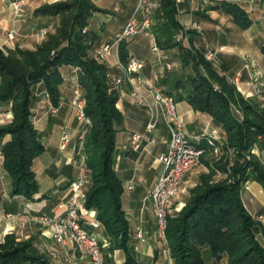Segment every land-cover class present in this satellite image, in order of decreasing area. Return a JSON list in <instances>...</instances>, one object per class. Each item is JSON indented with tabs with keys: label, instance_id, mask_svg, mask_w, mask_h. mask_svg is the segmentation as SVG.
Returning <instances> with one entry per match:
<instances>
[{
	"label": "trees",
	"instance_id": "obj_1",
	"mask_svg": "<svg viewBox=\"0 0 264 264\" xmlns=\"http://www.w3.org/2000/svg\"><path fill=\"white\" fill-rule=\"evenodd\" d=\"M260 1L264 4V0ZM216 8L240 28L249 27L251 20L237 3L224 0ZM100 10L92 0L44 3L33 15L44 19L42 25L59 16L55 33L34 49L0 47V106L12 113L11 121L0 126V139L8 137L0 146L1 168L10 177L11 197L35 199L39 185L32 163L45 151V145L34 125L33 108L42 98L49 106L58 105L63 81L72 79L90 120L83 151L91 186L85 191L84 205L95 212L106 234L114 237L112 248L124 251L122 264H140L129 243L128 222L121 203L123 182L115 171V138L123 114L117 107L119 93L107 73L115 75L119 71L96 57V35L89 28L83 31L92 14ZM177 15L176 0H158L152 11L150 30L157 48H178L181 63L179 73L163 78L161 83L166 87L162 90L176 101L186 100L193 110L208 114L241 158V151L264 137V107L244 100L224 70L204 59L203 50L193 45L185 48L175 41L182 31ZM260 48L264 53V43ZM118 54L121 62L129 60L125 41L119 44ZM231 106L237 107L241 117L234 114ZM209 134L204 131L192 142L208 149L204 137ZM209 151L201 162H205ZM240 158L234 162L231 183L209 184L210 176L203 174L184 208L176 215H168L166 237L173 264H208L206 254L215 261L224 259L226 264H264V246L256 238L259 222L241 199V188L247 180L258 182L264 191V165L256 158ZM219 165L225 167V163ZM0 264L54 263L32 240L18 241L9 233L0 241Z\"/></svg>",
	"mask_w": 264,
	"mask_h": 264
},
{
	"label": "crops",
	"instance_id": "obj_2",
	"mask_svg": "<svg viewBox=\"0 0 264 264\" xmlns=\"http://www.w3.org/2000/svg\"><path fill=\"white\" fill-rule=\"evenodd\" d=\"M11 1L0 0V47L34 49L43 40L38 34V29L44 26L41 24L44 19L35 17L33 12L41 4L54 0H24L19 10L11 8ZM137 1L92 0L101 9L92 14L88 26L96 35L94 46L113 41L115 32L124 27L132 17ZM220 1L224 0H181L177 2V17L182 31H186L188 38H192L188 41L187 47L193 45L203 51L206 48L214 50L219 57L220 67L229 80L236 72L240 73L236 87L238 92L247 100L262 107L261 101L249 85L252 81H264V53L260 48L264 40L257 38L262 33L255 25V22L263 17L264 4L260 0H228L237 3L251 20L249 27L242 29L231 20L228 14L216 8ZM157 2L158 0L153 2L152 11L157 7ZM136 18L140 20L141 14H137ZM192 22L200 24L203 31L197 33L190 30L189 26ZM188 31L192 32L188 33ZM146 39L154 41L152 51L155 58L150 61L147 60L148 56L145 54L144 41ZM125 42L128 57L144 62L140 77L145 84L140 87V94L136 96L130 95L131 86L126 84L124 86L125 95L117 104L123 114V120L115 138V171L123 182L121 203L128 222L129 243L136 260L140 264H168L167 255L157 237L155 217L147 196L163 170L157 157L168 146L169 132L164 121L160 119L154 132L155 144L144 145L140 150H133L129 146V139L133 133L144 130L148 119L147 112L149 108H153L152 98L147 90L149 83L152 82L153 74L158 73L157 84L162 88L166 87L161 83L166 75L174 76L180 72L179 50L172 48L167 51L159 49L155 51L156 44L151 30L129 38ZM118 60V50H114L104 61L118 72ZM166 62L170 64L169 69L164 67ZM74 89L75 85L70 78L63 81L59 100L62 106L57 113L46 112L49 103L44 98L33 108V113L37 114L34 125L40 132L41 140L45 145V151L32 163V169L39 185V192L35 195V199L29 201L20 196L11 197L10 177L2 168L0 169V241H3L4 236L9 233H15L19 237L17 239H22L20 237L33 228L27 221L29 216L40 213L58 214L59 205L68 196L69 183L77 171L73 144L77 132L72 114ZM176 103L177 113L185 123L191 140H196L202 132L210 131L215 127L208 114L193 110L186 100H178ZM0 109L3 107L0 106ZM63 131L69 133L72 140L66 148L61 149L59 145ZM7 138L0 139V146ZM252 152L259 160L264 161V139H258L253 145ZM43 154L46 156L41 158ZM189 174L190 172L187 174L188 177L187 175L184 177L181 189L172 201L169 209L171 216L176 215L181 209L188 196L189 188L195 183L194 178ZM128 183H131L133 187L128 189ZM89 187L88 185L87 188ZM241 199L251 215L264 216V191L258 182L247 180L241 188ZM82 217L86 222L92 220L89 213H83ZM84 226L96 237L103 236L102 229L99 230V227L91 229L86 224ZM38 229L40 228H35L36 231ZM41 230L35 232L33 236L36 248L46 254L49 247L61 251V246L54 243L50 229L45 228L43 234ZM139 231L141 238L137 236ZM37 237L40 240H37ZM256 238L264 246L262 228L257 232ZM71 252L75 255V264H94L89 258L80 257L72 250ZM52 259L51 257L50 260ZM110 259L112 264H122L125 260V253L121 249H116L111 253ZM207 263L226 264V261L224 259L215 261L207 256Z\"/></svg>",
	"mask_w": 264,
	"mask_h": 264
},
{
	"label": "built area",
	"instance_id": "obj_3",
	"mask_svg": "<svg viewBox=\"0 0 264 264\" xmlns=\"http://www.w3.org/2000/svg\"><path fill=\"white\" fill-rule=\"evenodd\" d=\"M157 0H138L137 6L133 11L130 20L120 30L115 32L112 42H106L99 45L95 49L97 58L104 60L114 50H118L119 44L132 38L140 33L151 29L152 21V6L153 2ZM181 0H176L179 2ZM24 0H12L11 8L19 10L21 3ZM158 4V2H157ZM141 14V19L136 18L137 14ZM264 17V14H263ZM190 30L201 33L203 28L200 24L192 22L189 26ZM40 33L44 32L43 28L39 29ZM186 33V31H183ZM177 41L183 39L182 35H177ZM154 50L158 48L155 46ZM216 56L214 50L207 48L204 57L208 61H213ZM166 69L170 68L169 63H164ZM117 68L119 73L112 75L107 73V78L117 89L119 99L117 104L125 95L124 86L129 84L131 86L130 95L136 96L140 94V87L143 86L144 80L140 77V72L144 68V62L136 58H129L126 63L118 60ZM240 73L236 72L230 78V81L238 86ZM159 80L158 73L152 76V82L148 85V92L152 98L153 108H149L147 114L148 119L145 123L142 132L133 133L129 139V146L133 150H140L144 145H151L156 143L154 135L158 127L159 120L162 119L169 132L168 146L165 151L161 152L157 160L162 164L163 170L158 177L154 187L147 196L151 204L152 212L156 222V233L164 252L167 255L168 264H172L168 240L166 237L167 219L169 209L174 198L178 195L184 177L194 168L201 164V159L208 149L214 148L216 151L217 142L224 140L220 131L211 128L210 134L205 136L208 149L205 147L196 146L186 129V125L177 113V103L173 95L168 94L162 90L157 84ZM253 93L257 96L264 97V81H252L249 85ZM147 87V86H146ZM72 101V114L76 122L85 124L87 117L84 112V102L79 92L74 93ZM246 95V94H245ZM58 107L49 106L47 113H57ZM198 139V138H197ZM71 141L69 133L63 131L60 137L61 149L66 148ZM2 167V154L0 151V169ZM88 168L84 161V157H80L77 163V171L74 178L69 183V192L65 201L59 205V213L56 215L42 214L40 217H34L44 221L50 229V235L55 244L61 246V251L48 248V254L53 259H60L65 263L75 264L73 258L75 255L72 251L80 254L81 257L89 258L94 264H106L105 254L102 250V245L99 239L86 227L88 225L91 229H96L100 226L99 220L96 218L93 210L87 209L85 202V187L88 182ZM132 184L128 183L127 188H132ZM89 213L92 220L86 222L82 214ZM10 216V214H8ZM261 217L260 215L258 216ZM137 236L141 238L140 231Z\"/></svg>",
	"mask_w": 264,
	"mask_h": 264
},
{
	"label": "rangeland",
	"instance_id": "obj_4",
	"mask_svg": "<svg viewBox=\"0 0 264 264\" xmlns=\"http://www.w3.org/2000/svg\"><path fill=\"white\" fill-rule=\"evenodd\" d=\"M59 1H66V0H54L52 2H47V3L59 2ZM43 4H41V5H43ZM262 18L259 19L258 21H256L255 25H256V28L262 33V34L258 35L257 38H259V39L261 38L262 40H264V18L263 19ZM58 22H59V16L52 17V19L49 20L46 23L47 25H44V26L41 27V28L44 29L43 33L39 32L40 28L38 29L39 36L41 38H43L42 41H44L47 38L48 35H51V34L55 33V27H56V24H58ZM87 28L88 27H84L83 31L85 29H87ZM178 34L182 35L183 39H181L180 41H177L176 38H175V41L179 42L183 47L186 48L187 44H188V34L183 32V31H180ZM141 43H143V42H141ZM144 44H145V48H146V53L145 54L148 56L147 60H149V61L153 60L155 58L154 57V53L152 51V48H153V45H154V41L151 40V39H146V41H144ZM206 50H207V48L203 51V57H204V54H205ZM204 59H205V57H204ZM205 60L208 61L207 59H205ZM209 62H212L213 65L217 66L218 69L220 68L218 55L215 56L213 61H209ZM72 82H73V80H72ZM230 82L232 83V81H230ZM40 95L42 96V93H40ZM241 96H242V98L244 100H247L246 97H244L243 95H241ZM258 98L261 101V106L263 107L264 106V97L263 96H260V97L258 96ZM61 106H62V103H60V102L58 103V105H56V107H58V110L60 109ZM231 107H232V110H233L234 114L238 118L241 117L240 112L237 109V107H234V106H231ZM6 108H9V107H6ZM33 114H34L33 115V121H34L36 119L37 114L36 113H33ZM11 119H12L11 111L6 110L5 108L4 109H0V126L9 123L11 121ZM74 122H75V126L77 127V132L75 134V138L73 139V141H74L73 144L75 146V155H76V159H77L76 162L78 163V159L80 157H84V161H85V158H86V155H85V152L83 151L84 150L83 148H84L85 135H86V133L88 131V128L90 126V120L87 118V122L85 124H80V123H78L76 121H74ZM213 128L219 130L217 127H213ZM220 134L223 135L221 132H220ZM223 137H224V140L219 141V143H218L219 146L216 147V151H214L215 150L214 148H211L209 153L205 156L204 160H205V162H207L208 165H210V167H207L205 162H201V164L199 166H197L196 168H194L193 170L190 171L189 175H191L194 178L195 183H194V185L192 187L189 188L188 196H187L186 200L184 201V204L182 205L181 209L178 211V213L186 205L187 200H188V198H189V196L191 194V190L193 188H195L196 185L200 184L201 176L203 174H208L210 176L208 178L209 179L208 180L209 184H215V183H219V182H222V183L224 182L226 184H229V183L232 182V180H233L232 169H233V166H234V162H235V160H237L240 157L237 156L238 155L237 154L238 151L236 150V148L232 147L228 143L227 137L225 135H223ZM262 139H264V137H262ZM252 148H253V146L250 147L248 150L241 151L240 152V154H241L240 156H242L243 158H245L247 160H251L253 158L258 159V157L252 152ZM43 156H46V155L43 154L41 158H43ZM242 157L240 159H242ZM40 161H41V159H40ZM258 161L260 162L261 165H264V161H261L259 159H258ZM219 162L225 163V167L224 168L221 167L219 165ZM87 175H88V182L86 184L85 191L88 189L87 188L88 185L91 186V175H90L89 170H88V174ZM187 177H188V175H187ZM245 184H246V182L243 185H245ZM243 185H242V187H243ZM42 214H44V213H40V214H37V215L29 216L27 218V221L31 223V226L33 228H32V230L30 232L28 230L26 234L24 233L23 236L20 237L22 239H17L18 241H25V240L26 241L27 240L31 241L32 240V242L35 243L34 238H33L35 232H40V230L42 229L41 230V232H42L41 234H43L44 229L45 228H49L44 223V221H42L40 219H37V218H34V217H40ZM45 215H47V214H45ZM258 216H259V214H252V217L255 218V220H257L259 222L260 228H262L264 230V216L260 215L261 216L260 218ZM35 228H40V229H38V231H36ZM100 229H102L103 236L100 237V238H98V237L97 238L99 239L100 244L102 245V250H103V252L105 254V258H106V264H112L111 263V259H110V255H111V253H113L114 250H116V248L115 249L112 248L113 244H114V242H113L114 237H110V236H108L106 234L105 229L101 225V223H100V226H99V230ZM12 234H14L16 236V238H19L15 233H12ZM26 235H27V237H26ZM119 238H120V236L118 237V239ZM37 240H40V239L37 237ZM50 248H52V247H50ZM45 250H46V247H45ZM47 250H48V248H47ZM77 255L80 256V254H78V253H77ZM205 257L207 258V254H206ZM50 258H51V256H50ZM73 260L76 262L75 257L73 258ZM51 261L54 264H68V263H65L64 261H62L60 259H52ZM69 264H71V263H69Z\"/></svg>",
	"mask_w": 264,
	"mask_h": 264
}]
</instances>
